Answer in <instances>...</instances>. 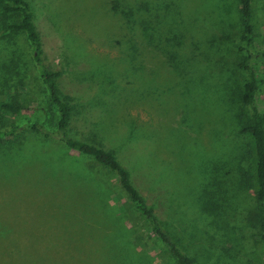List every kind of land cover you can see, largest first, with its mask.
Segmentation results:
<instances>
[{
	"label": "rangeland",
	"instance_id": "374dc122",
	"mask_svg": "<svg viewBox=\"0 0 264 264\" xmlns=\"http://www.w3.org/2000/svg\"><path fill=\"white\" fill-rule=\"evenodd\" d=\"M27 1L43 63L61 72L76 106L71 133L114 151L158 216L204 253L199 264H264L242 179L252 148L239 132L250 110L240 101L238 0ZM10 5L0 4V98L46 108L25 36L7 28L19 20ZM251 13V49L261 52L264 0H251ZM253 65L264 113V55ZM2 116L0 127L31 120L52 129L56 119L54 109L29 107ZM86 160L28 129L0 139V264H177L116 180ZM202 197L216 212L202 211Z\"/></svg>",
	"mask_w": 264,
	"mask_h": 264
},
{
	"label": "trees",
	"instance_id": "16d2710c",
	"mask_svg": "<svg viewBox=\"0 0 264 264\" xmlns=\"http://www.w3.org/2000/svg\"><path fill=\"white\" fill-rule=\"evenodd\" d=\"M240 5L242 33L240 49L245 52L237 62V66L245 71L246 78L242 85L240 101L246 105L250 112L240 122L239 132L248 137L252 148V161L243 172L242 179L254 193L253 212L251 214L254 224L258 227L260 237L264 241V113L258 107L256 93L261 79L258 77L253 61L264 50L255 52L251 49L253 38V25L251 13V0H238ZM9 3L4 10L15 12L19 20L10 23L7 28L12 32L23 33L28 44L31 60L36 67L37 79L40 83L41 96L47 106H29L13 97L12 94L0 98V121L6 113H20L28 108L43 114L51 113L54 109L56 119L54 128L49 129L44 123L27 120L22 123L11 122L0 127V139L21 137L25 130L41 134L44 138L55 137L68 149L87 157L86 165L90 171L108 176L116 180L120 192L126 198L133 212L137 214L146 230L154 235L168 250L177 264H199L198 257H205L204 253L196 254L195 245L184 236L174 233L170 226L162 220L155 209L150 206L136 183L131 171L118 159L114 151L105 149L98 140H85L74 136L69 128L76 106L63 94L59 87L60 71L53 70L43 63L42 41L36 27L33 13L27 0H0V4ZM31 102V101H30ZM242 119V117H241ZM98 131V130H97ZM125 140L123 144H127ZM79 165V163H73ZM97 173H96V172ZM207 197H202L201 209L206 213L216 212L218 205Z\"/></svg>",
	"mask_w": 264,
	"mask_h": 264
}]
</instances>
